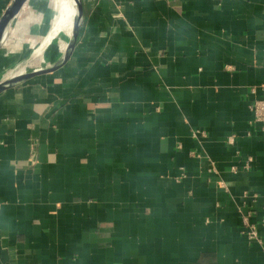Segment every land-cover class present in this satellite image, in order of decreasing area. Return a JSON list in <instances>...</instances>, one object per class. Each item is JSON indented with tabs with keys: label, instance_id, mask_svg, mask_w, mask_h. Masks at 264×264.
<instances>
[{
	"label": "crops",
	"instance_id": "1",
	"mask_svg": "<svg viewBox=\"0 0 264 264\" xmlns=\"http://www.w3.org/2000/svg\"><path fill=\"white\" fill-rule=\"evenodd\" d=\"M81 1L66 64L0 93V264H264V0Z\"/></svg>",
	"mask_w": 264,
	"mask_h": 264
},
{
	"label": "rangeland",
	"instance_id": "2",
	"mask_svg": "<svg viewBox=\"0 0 264 264\" xmlns=\"http://www.w3.org/2000/svg\"><path fill=\"white\" fill-rule=\"evenodd\" d=\"M62 3L61 0H34L25 4L26 28L18 30L21 37H19V34L17 36L13 34L6 41V46H8L6 52L8 54L6 53V63L0 60V83L15 75L37 71L42 67H46L51 61H56L63 53L66 47L65 41L68 42L69 40L66 31L60 30L54 35L55 38H52L51 35L52 28L56 23L58 26L60 22L59 18L63 10ZM44 24L46 25L44 26ZM28 36H31V40H26ZM20 38L22 41H20ZM19 44H21V53L19 52L18 57L16 46ZM41 46L45 48L43 47L41 54H37ZM20 69H23V71L16 73Z\"/></svg>",
	"mask_w": 264,
	"mask_h": 264
},
{
	"label": "water",
	"instance_id": "3",
	"mask_svg": "<svg viewBox=\"0 0 264 264\" xmlns=\"http://www.w3.org/2000/svg\"><path fill=\"white\" fill-rule=\"evenodd\" d=\"M27 2L28 0H11L8 7L0 17V47L8 32V29L12 21L18 15L20 9ZM70 4L74 18V25L63 53L57 58V60L54 63H51L46 67H42L37 71H31L20 75H15L11 78L2 81L0 83V93L10 87L18 85L20 83H24L25 81L31 79L34 76L58 70L62 68L66 64V62L70 59L76 48L79 33L81 31L84 22V11L82 6V1L70 0Z\"/></svg>",
	"mask_w": 264,
	"mask_h": 264
},
{
	"label": "built area",
	"instance_id": "4",
	"mask_svg": "<svg viewBox=\"0 0 264 264\" xmlns=\"http://www.w3.org/2000/svg\"><path fill=\"white\" fill-rule=\"evenodd\" d=\"M252 111L254 114V121L257 123H264V100H258L252 105ZM203 135H205L204 131H201ZM229 142H232L231 140ZM250 167V159L248 163L243 167L246 170ZM260 224H264V218L262 221L258 222L250 216H244L242 219V227L244 230V235L250 241L257 239L258 227Z\"/></svg>",
	"mask_w": 264,
	"mask_h": 264
},
{
	"label": "bare ground",
	"instance_id": "5",
	"mask_svg": "<svg viewBox=\"0 0 264 264\" xmlns=\"http://www.w3.org/2000/svg\"><path fill=\"white\" fill-rule=\"evenodd\" d=\"M61 1L64 3V5L62 3L63 10H62L60 18H59L60 22H59L58 26L56 23L55 26L51 30L52 31L51 32L52 38H55L54 35L62 29L66 31V33H67L66 35H68V37H69L71 32H72L73 25H74V18H73V14H72L70 0H61ZM65 44H67V41H65ZM43 47L44 46H41L39 48L37 54H41V51L45 48V47L44 48ZM19 71L22 72L23 70L20 69V70L16 71V73Z\"/></svg>",
	"mask_w": 264,
	"mask_h": 264
}]
</instances>
